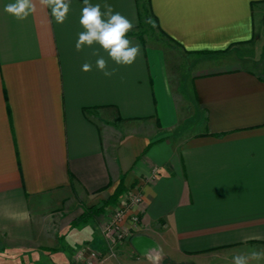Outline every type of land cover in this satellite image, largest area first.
<instances>
[{"label": "crops", "instance_id": "0c3cea01", "mask_svg": "<svg viewBox=\"0 0 264 264\" xmlns=\"http://www.w3.org/2000/svg\"><path fill=\"white\" fill-rule=\"evenodd\" d=\"M14 2L0 0V258L86 264L74 259L86 249L97 264H233L264 251V0H89L132 22L131 65L96 43L76 50L84 0L62 24L38 0L17 20L4 11ZM149 14L206 58L190 82L198 131L180 129L166 57L138 32ZM135 186L139 226L113 243L106 210Z\"/></svg>", "mask_w": 264, "mask_h": 264}, {"label": "clouds", "instance_id": "9594fccd", "mask_svg": "<svg viewBox=\"0 0 264 264\" xmlns=\"http://www.w3.org/2000/svg\"><path fill=\"white\" fill-rule=\"evenodd\" d=\"M43 7L51 9V15L56 23L62 24L67 19L70 9V0H38ZM80 24L85 31L79 33L76 42V50L80 51L87 45L99 44L108 56L118 65H131L140 53L139 46H132L127 33L133 28V24L120 13H113L111 5L105 4V11H101L99 4L92 5L89 0H84ZM4 11L14 16L17 20H25L37 11V0H15L5 6ZM107 17V19H105ZM98 55L97 53H93ZM96 67L106 77L114 74L115 69L108 70L107 61L103 56H98ZM82 70H92V65L85 63ZM264 260V251L251 249L247 253L233 256V264H250V261Z\"/></svg>", "mask_w": 264, "mask_h": 264}, {"label": "rangeland", "instance_id": "374dc122", "mask_svg": "<svg viewBox=\"0 0 264 264\" xmlns=\"http://www.w3.org/2000/svg\"><path fill=\"white\" fill-rule=\"evenodd\" d=\"M146 18V21L143 19L138 28V32L150 46L158 50L160 49L166 57L170 73V82L174 89V96L178 104L179 127L180 129H188L189 133L195 132L196 130L198 131L195 123L201 121L202 114L193 104L194 99L190 88V82L195 69L199 70L200 68L205 67L202 66L205 64H203L202 61L206 58L184 53L171 39L162 35L155 25L151 14ZM87 209V207H84V210ZM133 232H136V230ZM72 248L69 247V250H72ZM27 256L28 255L23 254L17 255L14 259L6 257V260L0 258V264H43V259L40 258V254H38L36 258L37 263L32 259H28Z\"/></svg>", "mask_w": 264, "mask_h": 264}, {"label": "built area", "instance_id": "2783aa9c", "mask_svg": "<svg viewBox=\"0 0 264 264\" xmlns=\"http://www.w3.org/2000/svg\"><path fill=\"white\" fill-rule=\"evenodd\" d=\"M155 173V171H153ZM142 193L139 186H135L126 195L119 200L113 207L106 210L107 222L103 228L104 234L111 242H120L131 236L136 230L140 222V205L142 203ZM128 214V215H127ZM125 216L128 217L129 226L124 227L123 221ZM88 250V249H87ZM86 249H80L74 255L76 260H84L86 264H97L98 260H103V257L92 250H88V255L85 254Z\"/></svg>", "mask_w": 264, "mask_h": 264}, {"label": "trees", "instance_id": "16d2710c", "mask_svg": "<svg viewBox=\"0 0 264 264\" xmlns=\"http://www.w3.org/2000/svg\"><path fill=\"white\" fill-rule=\"evenodd\" d=\"M109 203V201L104 202L102 205L98 206V207H90L87 210H83L82 214L80 215V217L76 220L77 222H84L86 220V218L90 217L92 214H97L99 212H103L106 208V205Z\"/></svg>", "mask_w": 264, "mask_h": 264}]
</instances>
